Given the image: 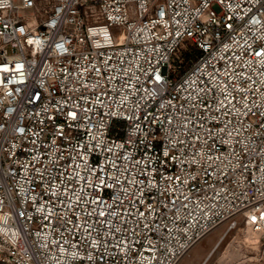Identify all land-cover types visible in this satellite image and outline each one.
<instances>
[{"label":"built area","instance_id":"1","mask_svg":"<svg viewBox=\"0 0 264 264\" xmlns=\"http://www.w3.org/2000/svg\"><path fill=\"white\" fill-rule=\"evenodd\" d=\"M264 231V0H0V255L177 264Z\"/></svg>","mask_w":264,"mask_h":264},{"label":"rangeland","instance_id":"2","mask_svg":"<svg viewBox=\"0 0 264 264\" xmlns=\"http://www.w3.org/2000/svg\"><path fill=\"white\" fill-rule=\"evenodd\" d=\"M250 228L244 222L234 227L222 223L198 240L177 264H264V231L255 233ZM0 264L11 263L0 255Z\"/></svg>","mask_w":264,"mask_h":264},{"label":"bare ground","instance_id":"3","mask_svg":"<svg viewBox=\"0 0 264 264\" xmlns=\"http://www.w3.org/2000/svg\"><path fill=\"white\" fill-rule=\"evenodd\" d=\"M251 229V228H250ZM253 229V228H252ZM254 230V229H253ZM252 230V231H253ZM255 233H257L258 231L254 230ZM253 237V236H252ZM219 243V241H217L216 245Z\"/></svg>","mask_w":264,"mask_h":264}]
</instances>
